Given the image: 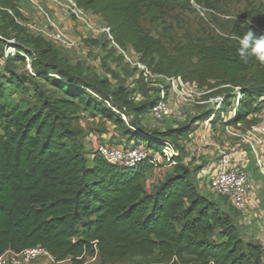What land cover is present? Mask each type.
Returning a JSON list of instances; mask_svg holds the SVG:
<instances>
[{"label": "trees", "instance_id": "trees-1", "mask_svg": "<svg viewBox=\"0 0 264 264\" xmlns=\"http://www.w3.org/2000/svg\"><path fill=\"white\" fill-rule=\"evenodd\" d=\"M73 1L108 29L107 60L117 47L129 50L152 75L179 76L205 89L204 99L221 96L222 103L176 126L148 128L142 119H153L160 90L166 98L167 91L162 84L154 86L155 80L136 65L137 75L129 80L105 62L100 67L66 64L53 48L57 43L41 34L26 43L15 41L13 55L0 67V254L39 245L56 261L69 264H84L94 256L100 264L133 257H153V264H264V246L238 232L233 215L241 212L220 194L216 201L200 192L198 172L205 173L208 183L219 160L216 148L214 157L192 168L184 147L207 119L206 131L218 127L226 133L228 127L243 130L264 117V64L254 57L244 63L236 52L238 38L246 31L264 33L237 24L226 34L185 35L168 50L143 28L142 15L191 2L201 6L208 0ZM0 6L9 18L4 26L20 29L12 0H0ZM0 36L4 45L1 29ZM25 57L31 60L30 74L9 68L12 59ZM114 60L120 63L123 54ZM41 84L53 86L59 95L46 94ZM13 92L30 94L31 99L8 104ZM81 117L113 125L115 132L109 126L104 130L112 140L89 147L82 138ZM232 141L211 143L238 161L245 147L234 137ZM165 142L178 154L170 158L172 168L163 172L147 161L113 164L98 151L106 145L161 153ZM149 173H156L152 182Z\"/></svg>", "mask_w": 264, "mask_h": 264}, {"label": "rangeland", "instance_id": "rangeland-1", "mask_svg": "<svg viewBox=\"0 0 264 264\" xmlns=\"http://www.w3.org/2000/svg\"><path fill=\"white\" fill-rule=\"evenodd\" d=\"M12 4L17 13H15L16 16H14L20 24V29L14 30L11 27H5L4 24L9 21V18L0 12V29L6 39L14 42L26 43V40L36 35L37 32L29 28L27 24H38V22L45 20L42 16L43 13H40L41 11L38 9L39 6L46 12L51 20H54L56 24H58L59 28L62 29L64 33L75 41V45L70 48L64 47L59 43L53 45L60 60L71 66L79 64L83 67L89 65L100 67V64L105 62L106 66L114 69L120 77L129 76V80L130 78L136 77L137 71H134L133 67L137 56L131 51L128 50V52L125 53L126 58L124 57V60L120 63L114 60L119 55L117 50L113 52V55L108 60L106 59L107 48L111 45L106 42V38H108L107 33L101 31V28H104L105 25L97 16L89 11H84V14L85 19L91 23L92 29L87 28L86 25L75 16L73 17L68 12L67 8H65L64 4H58L53 0H12ZM201 8V11H198L197 8L191 4L187 7L169 6L167 8L156 9L142 15L141 25L151 34L161 39L167 45L168 50H171L174 45L181 43L185 35H190L195 38H206L212 34H226L237 24L246 23L258 28L264 33V0H208V3L201 5ZM4 51L5 44H0V55H3L2 58L0 57V67L4 65V59L11 57V55L5 57ZM30 61L28 57H25L24 61L12 59L9 68L15 70L17 73L28 75L31 70ZM104 68L105 67H103V69ZM138 69L140 70L137 66V70ZM152 79L153 81L155 80L154 86L160 84L166 86L167 103L171 109V114L168 118L159 122L154 121L150 116L143 118L142 121L148 128L161 130L176 126L194 116H201L206 110L215 107L214 98L217 96L204 99V94L206 93L205 89L198 88L194 83L189 85L196 93L193 101L180 102L168 90L167 81L162 75L157 78L152 77ZM40 88L46 94L54 96L59 95L53 86L41 84ZM22 98L31 99L30 94L22 95L19 92H13L7 98V103H17ZM226 112L224 111L225 116ZM80 123L82 138L87 142L89 147H92L94 144L109 143L112 140L106 136L104 130L108 128V126L113 132H115V129L113 125L103 119L92 120L89 117H81ZM199 123L200 122H198V124ZM204 125L205 123L199 125L196 131L192 133V137L184 142L187 156L185 161L192 168L201 164L206 160V157H214L216 155L214 154V146L209 143L216 141L220 145H233L232 136L227 132L220 133L218 127L215 130L210 128L209 131H206ZM201 133L204 135L207 144L203 143L201 141L202 139L196 136V134ZM172 166L173 164L164 161L159 171H166L172 168ZM246 169L250 179L257 175L251 161L248 163ZM198 176H200L199 179L197 178L200 192L213 200H220L219 195L209 188L207 180H205V173L198 172ZM155 178L156 173H149L147 176L149 182H152ZM233 217H236L238 232L243 238L257 240L259 236H264V229L260 227L261 218L252 217V219H250L251 223L248 225L239 222V219H242L240 213L234 214ZM152 261L153 257H133L124 259L117 264H153ZM30 264L53 263L46 259H39ZM60 264H69V261L64 260ZM84 264H100V262L98 257L94 256L87 258Z\"/></svg>", "mask_w": 264, "mask_h": 264}, {"label": "built area", "instance_id": "built-area-1", "mask_svg": "<svg viewBox=\"0 0 264 264\" xmlns=\"http://www.w3.org/2000/svg\"><path fill=\"white\" fill-rule=\"evenodd\" d=\"M58 4H64L68 12L74 17L81 20L87 28L92 29L91 23L85 19L84 11L78 8L73 0H53ZM198 11H201V6L191 2ZM0 9H3L0 6ZM38 9L43 13L44 21L36 23H29L27 26L41 34L43 37L52 40L60 45L70 48L75 45L74 39L70 38L54 20H51L46 12H44L39 6ZM9 14H12L11 10L6 9ZM16 20V19H15ZM17 21V20H16ZM101 31L107 33L106 27L101 28ZM1 38V36H0ZM14 41L5 39V51L4 56L13 55L14 53ZM117 47V46H116ZM118 51L126 58V51H123L117 47ZM134 65L138 66L144 71L146 77H159L161 75H152L146 68L139 62H134ZM167 81L168 90L177 98L180 102L193 101L195 96L194 90H192L188 83H185L179 76H163ZM155 84V83H153ZM240 97V93L236 90V102ZM215 108H219L222 103V97L217 96L214 98ZM171 114V109L167 103L165 97V91L162 88L160 90V99L152 107L151 115L153 119L162 121L168 118ZM234 110L231 112L230 118L233 119ZM126 121L125 116H122ZM208 119L205 120L207 125ZM239 125V124H238ZM226 132L232 137L236 138L240 144L245 147L244 156L237 161L231 154H228L224 148L215 143L212 144L219 155V160L213 173L208 179V185L213 192L222 195L227 201L241 213H245L249 210L250 200L249 194L251 191V181L246 167L248 163L254 166L257 175L264 181V117L260 118V121L256 124L250 125L243 130H235L232 127L226 128ZM201 141L207 144L204 135H201ZM100 155L108 162L113 164H122L126 166H135L141 162L147 161L152 163L155 167L162 166L164 161L169 164H174L171 161V156L177 155L178 150L174 148L170 143L165 142L160 152H150L142 147H134L131 149L123 150L114 146L102 145L98 147ZM39 259H46L53 264H60L62 261H56L43 247L37 245L32 248L24 249L20 252L6 251L0 254V264H30Z\"/></svg>", "mask_w": 264, "mask_h": 264}, {"label": "crops", "instance_id": "crops-1", "mask_svg": "<svg viewBox=\"0 0 264 264\" xmlns=\"http://www.w3.org/2000/svg\"><path fill=\"white\" fill-rule=\"evenodd\" d=\"M250 181L252 186L249 194L250 207L245 213H240L242 219H239V222L249 225L252 217H259L261 218L260 227L264 229V181L258 175L251 177ZM258 238L252 240L258 241L264 246V236L261 235Z\"/></svg>", "mask_w": 264, "mask_h": 264}, {"label": "clouds", "instance_id": "clouds-1", "mask_svg": "<svg viewBox=\"0 0 264 264\" xmlns=\"http://www.w3.org/2000/svg\"><path fill=\"white\" fill-rule=\"evenodd\" d=\"M236 52L244 63H248L249 59L254 57L258 62L264 64V34H258L249 29L238 38Z\"/></svg>", "mask_w": 264, "mask_h": 264}]
</instances>
